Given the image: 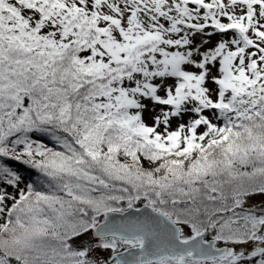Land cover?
<instances>
[{
  "label": "snow or ice",
  "instance_id": "obj_1",
  "mask_svg": "<svg viewBox=\"0 0 264 264\" xmlns=\"http://www.w3.org/2000/svg\"><path fill=\"white\" fill-rule=\"evenodd\" d=\"M0 264H264V0H0Z\"/></svg>",
  "mask_w": 264,
  "mask_h": 264
},
{
  "label": "trees",
  "instance_id": "obj_2",
  "mask_svg": "<svg viewBox=\"0 0 264 264\" xmlns=\"http://www.w3.org/2000/svg\"><path fill=\"white\" fill-rule=\"evenodd\" d=\"M8 163L13 168L19 170L25 176L26 180L28 177H32V178L36 177V173L30 168H28L27 166H24L21 163L16 162V161H8Z\"/></svg>",
  "mask_w": 264,
  "mask_h": 264
}]
</instances>
